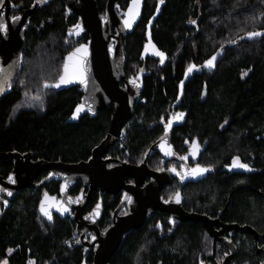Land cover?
Instances as JSON below:
<instances>
[{
    "label": "trees",
    "instance_id": "1",
    "mask_svg": "<svg viewBox=\"0 0 264 264\" xmlns=\"http://www.w3.org/2000/svg\"><path fill=\"white\" fill-rule=\"evenodd\" d=\"M151 3L152 0L146 3L142 20L153 13ZM55 7L44 13L53 14V21L44 26V37L37 38L41 47L32 50L36 54L27 57L25 71L18 79L21 87L27 88L25 76L38 80L43 67L54 73V79L60 75L67 50L61 36L62 14ZM260 30H264V0H165L151 29V38L166 53V59L176 57L173 63L165 59L163 65L150 66L152 72L144 78L137 116L142 115L145 122L161 113L174 99L177 82L186 67L199 65L219 47ZM145 32V27L138 25L128 37L126 54L139 64L137 58L146 40ZM44 92L46 102L42 110H18L14 118L10 115L14 101L20 97L19 91L13 89L0 100V153L33 151L47 161L85 160L108 131V113L71 122L67 119L78 99L76 88ZM182 106L188 108L182 128L188 126L191 131L219 135L220 147L229 143L250 159L258 170L248 177L252 188L241 186L234 198L247 195L254 199L256 190H264V141L254 137L264 131V35L226 48L213 69L190 78L184 86ZM223 125L226 127L221 129ZM149 137L148 131L133 128L130 144L146 142ZM10 168V159L0 160V175L6 176ZM40 194L25 189L3 210L0 198V262L81 264V251L70 241L72 224L66 219L47 220L42 216L38 210ZM246 208L250 212V206ZM251 212V223L264 227V221L255 218L253 208ZM235 218L241 220L238 215ZM136 238L137 235L129 239L127 247L117 252L110 264H134ZM166 260L163 257V264ZM90 262L88 258L86 264Z\"/></svg>",
    "mask_w": 264,
    "mask_h": 264
},
{
    "label": "flooded vegetation",
    "instance_id": "2",
    "mask_svg": "<svg viewBox=\"0 0 264 264\" xmlns=\"http://www.w3.org/2000/svg\"><path fill=\"white\" fill-rule=\"evenodd\" d=\"M34 1L2 0V3H0V24L6 25V31H0V53L6 49L7 45L10 46V50H15L18 43H20V68L9 92L11 93L13 89L18 90L20 97L14 101L16 103L10 115L11 118L17 115V113H14L18 110L39 111L43 109L46 102L44 89H51L54 92L59 91L54 87H47L58 82L62 73L65 55L78 45L86 43L89 38L88 32L77 39L67 36L68 28L77 23L78 17L76 15L69 16L66 13L63 0H51L43 8L36 10L30 16V21L27 24L22 19V16ZM129 1L117 0V12L124 11ZM105 2L106 0H96L100 15L105 14ZM147 2L148 0H143L142 12ZM151 5H153V13L148 19L144 20H142L141 13L140 20L135 28L138 25H142L146 29L148 24L151 23L150 20L153 18V15L155 13L160 14L162 7L165 5V0H152ZM50 7H55L56 11H60L63 18L61 36L63 42H65L64 49L67 52L64 53L62 58L60 75L54 79V73L48 72L43 67L38 80L31 79L30 76L29 78L25 76L26 80L24 84L27 85V88L21 87V82L18 79L25 71L27 57L36 54L32 50L35 46L41 47V44L40 46L38 44L39 40L36 41L37 38L44 37V26L46 23L48 24L53 21V14H44ZM14 17H19V19L14 20ZM157 17L152 22V27ZM131 34L126 38L125 79L133 78L137 80L136 78L140 75L143 85L144 78L151 75V65H163L166 61L173 63L176 56H171L166 59V53L155 45L163 53L164 60L150 57L142 60L140 58V51L137 58L140 61L139 64L128 53L126 54L128 37ZM145 42L146 40L143 42L141 50ZM2 54L3 56L5 55L4 53ZM1 57L2 55L0 54V60ZM138 65L140 66L136 70ZM184 70L180 80L177 82V91L174 99L166 104L165 109L161 113L150 119H146L145 122H143L145 118L142 115L137 116V112L139 111L137 106L141 102V90L140 99L135 103L130 119L120 129L119 134L113 136V139L110 142H106L103 146L101 164L105 170H117L128 166L136 168L143 166L141 169L136 170L137 174L125 177L123 179V186L114 192L103 191L98 187L91 188L90 184H84L81 181L74 184L68 190L67 197L71 202L72 208L68 216L64 219L68 220L73 226L72 236L75 234L77 221H81V219L83 220V226L87 229L84 234L77 233L76 237H72V240H70L76 249H80L82 257L86 249L85 244L91 243L93 236L92 226H97L99 232H104L110 228L113 224V214H115L124 193L137 184L136 193L138 194L140 190L144 189L151 182L152 176L150 173L162 171L166 182L163 183L156 202H164L167 210L155 208L146 222L128 235L117 252L122 248H126L128 240L135 238L137 235V244L133 255L134 264L135 259L136 264H163V257L167 259L166 264H264V227H258L255 223H251L252 208L255 218L260 217L264 221V192H262L264 190H256L257 193L254 199H249L247 195L240 197V199L234 198L236 190H239L241 186L245 185L248 188H252L248 177L250 174L258 172V170L252 165L250 159L246 157L241 149H237L229 143L225 147H220V142L217 138L219 135L191 131L188 129V126L182 128L188 116V108L182 106L184 88L180 102L176 106L174 104L177 99L178 86ZM44 76L46 78L43 81ZM121 86H124L123 83H121ZM70 88H76L78 99L67 120L77 122L82 117L95 118L100 113L107 112L110 128L114 104H110L106 109L98 111L95 116H90L85 113L78 117L76 121H72L71 116L75 106L79 103L81 93L78 86H71L67 89ZM67 89H63L62 91ZM183 113H186L185 121L172 127L169 148L167 147L163 154L160 139L164 134L165 128L169 121L175 118L176 114H179L178 117H180ZM225 127L226 125H223L221 129ZM109 128L103 139L95 147L100 146L107 139ZM133 128L148 131L150 137L146 142L140 143L134 141L133 145H131L130 134ZM254 137L255 140L261 139L264 141V131L258 135L255 134ZM194 142L195 152H193ZM93 149L85 160L77 162L52 160L50 162H61L65 164L87 162L92 158ZM148 150H150V153L145 157ZM9 153H18L21 156L31 154L29 161L33 163L38 160H45L38 157L33 151L23 153L11 151ZM166 153L169 154L166 155ZM6 159H10L11 164V168L6 171V176H8L13 171L15 161L12 157H6ZM234 159L238 160L239 164H244L248 167H237L233 163ZM234 168L235 170H232ZM194 169H206L208 172L202 176L205 171L194 173ZM49 173L47 170L40 171L33 184L40 183L48 177ZM61 185L62 181L51 180L43 183L38 188H24L20 193L25 189H30L31 191H35V194L41 193L39 201L45 195L53 197L58 201L61 198ZM246 187L244 191L248 192ZM244 193L247 194L246 192ZM177 195L179 196V202H177ZM81 197L85 200V204L81 205ZM246 206H250V212ZM79 209L80 213H77ZM179 209L184 213L183 219L176 217L175 211ZM129 210V205L124 204L117 213V217L126 215ZM48 211L46 212L48 213ZM189 214L193 217H203V219L195 222L189 218ZM236 215L240 216L241 220H237L235 218ZM71 216H75L76 220L71 219ZM51 217L60 218L56 213H53ZM79 242L83 243L82 246L76 247V243ZM92 257L93 247L88 252L85 263L88 258L92 262Z\"/></svg>",
    "mask_w": 264,
    "mask_h": 264
},
{
    "label": "water",
    "instance_id": "3",
    "mask_svg": "<svg viewBox=\"0 0 264 264\" xmlns=\"http://www.w3.org/2000/svg\"><path fill=\"white\" fill-rule=\"evenodd\" d=\"M50 1L35 0L26 13L23 14L22 19L28 24L30 16ZM63 2L66 13L69 16L76 15L78 17L77 23L68 28L67 36L77 39L88 32L89 38L86 43L78 45L64 57L61 76L65 75V65L68 64L69 82L61 83L59 78L58 82L53 84L52 87L59 91L71 86L79 87L81 97L79 103L74 108L71 116L72 121H76L78 117L85 113L95 116L98 111L106 109L110 104H114V112L111 116V126L107 139L100 146L93 149L92 158L87 162L65 164L38 160L33 163L29 161L31 154L21 156L18 153H0V160L12 157L15 161L12 173L6 177L0 176V198L10 203L14 201L15 197L24 188H38L43 183L51 180L62 181L61 198L56 201L53 197L45 195L41 198L38 205L40 214L47 220H50L49 217L53 213L58 214L61 219L68 216L72 205L67 197V192L77 182L88 183L91 185V188L98 187L103 191L114 192L123 186V179L125 177L134 176L137 174L136 170L143 167L128 166L117 170H105L101 164L104 144L110 142L113 136L119 134L120 129L130 119L135 103L140 99L143 87L141 77L139 75L136 78L138 81L133 78L125 79L124 67L126 38L133 32L140 20L143 0H139L137 14L132 19L130 27L125 24V21L129 20V8L133 0H130L126 9L119 13L117 12V0H106L104 15L99 14L96 0H63ZM157 16L158 13L153 15V18L150 20L151 23L146 28V42L140 54L142 60H145L147 57L164 60V55L162 58L158 54L162 52L155 46L151 38L152 22ZM249 33H261V35L249 38ZM249 33H245L233 42L219 47L202 64H191L186 67L179 82L178 95L174 106L180 102L184 85L190 77L194 74H200L203 70L213 69L217 58L226 48L235 47L243 41H251L260 37L264 35V30ZM19 44L15 50H10V46L7 45L6 49L2 52L5 54L4 56L0 53L2 55L0 60V100L11 91L12 84L19 71L21 62ZM82 46L86 49V54L83 51L77 53L76 50L81 49ZM70 54H73L71 60H69ZM213 56L216 57L213 66L208 67L206 62ZM190 67L192 68L191 71H189ZM80 71L83 72V82H81V79L76 74ZM121 83H123V87ZM56 85H59V87ZM178 116L179 114H176L175 118L169 121L160 139L163 154L166 148H169L172 127L185 121L186 113H183L180 117ZM150 150L147 151L145 157L150 153ZM43 170L50 172L48 177L38 184H33L38 173ZM232 170H235V168ZM207 172L206 170L202 176ZM150 175L152 176L151 182L144 189L140 190L138 194L136 193L137 184L124 193L115 214H113V224L110 228L104 232H99L97 226H92L93 236L91 243L85 244L86 249L84 250L81 264H86L85 259L91 247H93L91 264H109L111 257L118 251L128 235L133 230L140 228L155 208L167 210L164 202H156L159 191L163 183L166 182L164 174L162 171H159L150 173ZM9 177H11V180ZM82 204H85L83 198ZM124 204L129 205V212L122 217H117V213ZM42 208L44 211L41 210ZM46 211H48L47 215H45ZM77 213H80V209ZM175 214L178 218H184V213L180 209L176 210ZM70 218L76 220L75 216H71ZM189 218L195 222L203 219V217H193L190 214ZM86 230L81 219V221H77L75 234L72 237L75 238L77 233L84 234ZM82 244V242L76 243V247H81Z\"/></svg>",
    "mask_w": 264,
    "mask_h": 264
},
{
    "label": "snow or ice",
    "instance_id": "4",
    "mask_svg": "<svg viewBox=\"0 0 264 264\" xmlns=\"http://www.w3.org/2000/svg\"><path fill=\"white\" fill-rule=\"evenodd\" d=\"M0 3H2V0H0ZM138 7H139V0H133V3L132 5L130 6L129 8V20H126L125 21V24L130 27L131 26V21L132 19L135 18V15L137 14V10H138ZM14 20H17L19 19V17H14L13 18ZM0 31H6V25H3V24H0ZM258 35H261V33H249L248 36L249 38H252L253 36H258ZM77 53L79 52H84L86 54V49L83 48V46L81 47V49H77L76 50ZM162 58H163V53H158ZM73 57V54H70L69 56V60H71ZM216 59L215 56H213L211 59H209L207 62H206V65L208 67H212L213 66V62L214 60ZM68 64L65 65V75L61 76L60 77V81L61 83H68L69 82V73H68ZM192 68L190 67L189 68V71H191ZM79 78L81 79V82H83V72L80 71L78 73H76ZM57 87H59V85H56ZM195 142H194V148H193V152H195ZM169 154V153H166V155ZM233 163L237 166V167H241V168H247L248 166L247 165H244V164H239L238 163V160H235L233 161ZM203 171H206V169H194L193 172L196 173V172H203ZM9 179L11 180V177H9ZM9 195H11V193H9ZM177 202H179V196L177 195ZM42 211H44V209L42 208L41 209ZM66 210V209H65ZM45 215H47V212H45ZM49 219H51V217H49Z\"/></svg>",
    "mask_w": 264,
    "mask_h": 264
},
{
    "label": "built area",
    "instance_id": "5",
    "mask_svg": "<svg viewBox=\"0 0 264 264\" xmlns=\"http://www.w3.org/2000/svg\"><path fill=\"white\" fill-rule=\"evenodd\" d=\"M1 204H2V210H3L6 206L10 204V202L5 199H1Z\"/></svg>",
    "mask_w": 264,
    "mask_h": 264
},
{
    "label": "crops",
    "instance_id": "6",
    "mask_svg": "<svg viewBox=\"0 0 264 264\" xmlns=\"http://www.w3.org/2000/svg\"><path fill=\"white\" fill-rule=\"evenodd\" d=\"M0 264H6V261H5V260H3V261H1V262H0Z\"/></svg>",
    "mask_w": 264,
    "mask_h": 264
},
{
    "label": "rangeland",
    "instance_id": "7",
    "mask_svg": "<svg viewBox=\"0 0 264 264\" xmlns=\"http://www.w3.org/2000/svg\"><path fill=\"white\" fill-rule=\"evenodd\" d=\"M136 258V257H135ZM137 262H136V259H135V264H136Z\"/></svg>",
    "mask_w": 264,
    "mask_h": 264
}]
</instances>
